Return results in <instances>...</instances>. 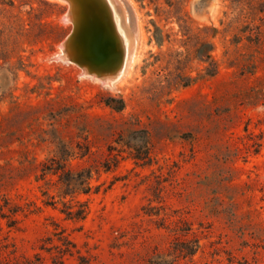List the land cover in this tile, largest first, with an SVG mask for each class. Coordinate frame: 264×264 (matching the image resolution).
<instances>
[{
	"label": "rangeland",
	"instance_id": "1",
	"mask_svg": "<svg viewBox=\"0 0 264 264\" xmlns=\"http://www.w3.org/2000/svg\"><path fill=\"white\" fill-rule=\"evenodd\" d=\"M111 3L137 45L108 87L56 59L64 1L0 0V264L60 230L66 264H264V0ZM43 164L90 170L82 220Z\"/></svg>",
	"mask_w": 264,
	"mask_h": 264
},
{
	"label": "water",
	"instance_id": "2",
	"mask_svg": "<svg viewBox=\"0 0 264 264\" xmlns=\"http://www.w3.org/2000/svg\"><path fill=\"white\" fill-rule=\"evenodd\" d=\"M61 1L67 4L63 19L71 23V30L56 59L73 62L81 74L112 86L123 69L127 48L109 0Z\"/></svg>",
	"mask_w": 264,
	"mask_h": 264
},
{
	"label": "trees",
	"instance_id": "3",
	"mask_svg": "<svg viewBox=\"0 0 264 264\" xmlns=\"http://www.w3.org/2000/svg\"><path fill=\"white\" fill-rule=\"evenodd\" d=\"M106 104L112 108L120 111L123 108V103L121 99H115L114 97H108L105 100ZM61 160H64L60 157ZM52 161L54 160L51 159ZM43 173L52 172L58 173V180L61 183V187L58 191L59 193V202L62 205L60 212L65 215V218L72 220H82L87 213V206L85 201H81L74 197V195L83 193L87 194L93 187L89 183L91 177L90 170L86 168L79 169L77 171H70L69 169L62 167H53L49 168L46 164H43L41 168ZM65 200V198H67ZM55 201H51L48 204L53 205ZM53 240L56 242L53 243ZM51 244V245H47ZM40 250H44L50 253L53 264H66L64 263L63 258L65 256H72L76 251L75 245L72 241L63 234V231H56L52 233V236L46 237L45 242L39 246ZM53 250V251H52ZM41 256L39 253H36L34 256V261H29V264H35L40 262Z\"/></svg>",
	"mask_w": 264,
	"mask_h": 264
},
{
	"label": "bare ground",
	"instance_id": "4",
	"mask_svg": "<svg viewBox=\"0 0 264 264\" xmlns=\"http://www.w3.org/2000/svg\"><path fill=\"white\" fill-rule=\"evenodd\" d=\"M109 2H110L111 6L113 8L114 13H115V9H114V7H113V5L111 3V0H109ZM115 18H116V21L118 23V27H119L121 33L123 34V36L125 38V43H126V48H127L126 56H125V60H124V64H123V69H122L120 75L114 81V82H116V81L118 82L120 80V78L122 77V75L126 71L131 69V67H132V65L134 63L135 50H136V45H137V38H136V36L134 34L133 36H131V39H130L129 36H127V34H126V30L122 27L121 24H119V21H118L119 18H118V16H116V13H115Z\"/></svg>",
	"mask_w": 264,
	"mask_h": 264
}]
</instances>
